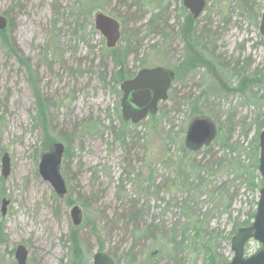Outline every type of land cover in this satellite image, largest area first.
<instances>
[{
	"label": "rangeland",
	"instance_id": "rangeland-1",
	"mask_svg": "<svg viewBox=\"0 0 264 264\" xmlns=\"http://www.w3.org/2000/svg\"><path fill=\"white\" fill-rule=\"evenodd\" d=\"M263 2L209 0L197 25L201 52L178 35L189 14L183 0H0V15L15 25L13 37L50 106L44 116L25 70L0 45V264H17L19 245L28 250L27 264H93L101 247L116 264H229L232 239L254 222L255 186L261 188L255 168L264 37L256 6ZM98 13L120 23L116 47L130 49L131 76L157 67L174 72L188 57L200 63L172 83L157 120L149 116L123 130L125 144L113 134L122 130L123 94L111 82L119 69L103 58L111 49L94 28ZM198 112L217 134L190 152L186 136ZM57 143L65 146L63 197L39 173L41 156ZM76 206L85 251L77 261L70 242ZM128 216L141 223L135 234ZM150 225L156 236L139 239ZM261 249L250 241L246 257Z\"/></svg>",
	"mask_w": 264,
	"mask_h": 264
},
{
	"label": "water",
	"instance_id": "water-1",
	"mask_svg": "<svg viewBox=\"0 0 264 264\" xmlns=\"http://www.w3.org/2000/svg\"><path fill=\"white\" fill-rule=\"evenodd\" d=\"M209 0H183L184 8L191 14L193 20H198L204 13ZM8 20L0 15V31L6 30ZM94 27L107 42L108 49L116 48L121 39L120 23L103 13L94 17ZM259 32L264 37V2L261 14ZM175 72L157 67L153 69H142L130 80L123 82L120 86L122 92L121 110L122 118L126 122L138 124L149 115L158 113L159 104L168 99V93L175 81ZM216 129L212 122L206 118H195L190 124L187 136L186 147L191 150H198L209 145L216 137ZM260 158L259 174L264 182V129L259 137ZM65 154V146L61 143L54 145L53 150L41 157L39 173L51 184L56 194L63 197L67 193L65 181L60 174L62 160ZM10 172V157L5 154L2 159V173L6 178ZM7 200L2 201V214H6ZM74 227H80L83 222L82 210L74 207L71 212ZM250 241L258 242L263 248L256 254L246 257V247ZM232 251L234 258L229 264H264V186L259 192V201L254 222L251 227L239 230L232 239ZM29 257L25 246L19 245L15 250L17 264H27ZM93 264H115V261L105 252H98L94 255Z\"/></svg>",
	"mask_w": 264,
	"mask_h": 264
},
{
	"label": "trees",
	"instance_id": "trees-1",
	"mask_svg": "<svg viewBox=\"0 0 264 264\" xmlns=\"http://www.w3.org/2000/svg\"><path fill=\"white\" fill-rule=\"evenodd\" d=\"M242 7L249 9L250 8L249 2L245 1L243 3ZM256 7H257L256 11L258 10L256 13L257 18L259 19V18H261V14L263 11V5L257 4ZM184 10H186V9L184 8ZM198 20H196V21L193 20L192 16L189 13L188 16H186L184 18V22L182 23V25L180 27L178 35L181 37V39L184 42L186 47L189 45V47H192V48L194 47L196 50L201 51V49L199 47V43H200L201 38L198 36V29H197ZM14 28H15V25L13 24L12 20L8 21V26H7L6 30L0 31V45L3 49L6 50L7 54L13 56L16 59V61L19 63V65L25 70L26 74L28 75V80L32 84V90H34V94H35L38 102L40 103V111L42 112V114L44 116H46V111L48 109H50V106L46 105V102L44 101V99L41 96L40 88H39L41 86V84L39 83V77L37 75V71L35 70L34 66L32 65L31 59L26 57V55L23 53L20 46L18 45L16 39L13 37ZM97 34H99V33L97 32ZM199 51H194L193 57H197V54L202 52V51L201 52H199ZM129 53H130V49H128V48H126L125 50H121V49H118L116 47L114 49L109 50V55L103 56L104 59L111 57L114 64H115V67L119 69L118 72H116L111 78V82H113L112 86L115 89L117 87H119V89H120V86L123 82L130 80V79H133L137 75L136 74L135 76H131L129 70H127L126 62H127ZM201 54L204 55L203 53H201ZM198 65H200V63H198V60L196 58L188 57L187 59H185V62L182 65L176 67L174 70L175 75H176L175 83L179 82V80L181 78H183L184 71L187 72V71L191 70L192 68L193 69L196 68ZM263 80H264V78H263ZM111 82H110V84H111ZM120 92H121V90H120ZM157 114L154 116H150L152 121L157 120V118H156ZM197 117H202L199 112L195 113L193 115L194 119ZM43 122H44V125L46 123L45 127L47 129V132H49V128H48L46 120ZM130 124H131L130 122H126L122 118V122H121L122 130H120V132H114V130H113V134H114L116 140L120 141L122 144L127 143V137L125 136V131H123V130L126 127H129ZM263 129H264V122L261 124V126L259 128V133H261ZM67 148H69L68 145H67ZM187 150H189L190 152L191 151L192 152L198 151V150H191V149H187ZM258 166L259 165H256V168H255L257 172H258ZM260 185H261V188L264 186V183L262 180H260ZM255 187H257L258 190L260 191L261 188H259V185H256ZM125 223H126V226L128 227V229H130V232L133 234H135V231H137V229H139V227L141 226V223L138 221V219H136L132 216H130V217L128 216L127 219L125 220ZM1 230L2 229L0 227V242L3 240L2 236H1L2 235ZM156 233L157 232L155 231V227L153 225H150L147 228H145L144 231H142V233L139 235L138 238L139 239H142V238L153 239L156 236ZM70 242H71V251L73 253L74 260L77 261V260H80L81 258L83 259L85 251L83 250V248H82L83 245L80 241V238L78 237V227H74L72 229ZM173 250L177 252L178 247L173 248ZM103 251H104V248L101 247L99 249V252H103ZM173 260H175V257H173ZM73 264H79V263L74 262ZM115 264H116V262H115ZM128 264H133V261L129 260ZM213 264H214V262H213Z\"/></svg>",
	"mask_w": 264,
	"mask_h": 264
},
{
	"label": "flooded vegetation",
	"instance_id": "flooded-vegetation-1",
	"mask_svg": "<svg viewBox=\"0 0 264 264\" xmlns=\"http://www.w3.org/2000/svg\"><path fill=\"white\" fill-rule=\"evenodd\" d=\"M263 248V247H262Z\"/></svg>",
	"mask_w": 264,
	"mask_h": 264
}]
</instances>
